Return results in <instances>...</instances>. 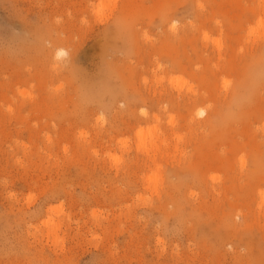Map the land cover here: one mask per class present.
<instances>
[{
    "label": "rangeland",
    "instance_id": "1",
    "mask_svg": "<svg viewBox=\"0 0 264 264\" xmlns=\"http://www.w3.org/2000/svg\"><path fill=\"white\" fill-rule=\"evenodd\" d=\"M0 264H264V0H0Z\"/></svg>",
    "mask_w": 264,
    "mask_h": 264
}]
</instances>
